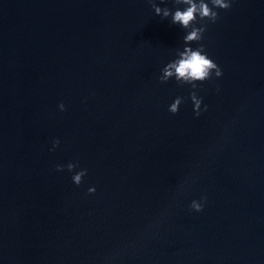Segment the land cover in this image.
<instances>
[{
    "label": "water",
    "instance_id": "1",
    "mask_svg": "<svg viewBox=\"0 0 264 264\" xmlns=\"http://www.w3.org/2000/svg\"><path fill=\"white\" fill-rule=\"evenodd\" d=\"M217 11L196 116L149 0H0V264H264V0Z\"/></svg>",
    "mask_w": 264,
    "mask_h": 264
},
{
    "label": "clouds",
    "instance_id": "2",
    "mask_svg": "<svg viewBox=\"0 0 264 264\" xmlns=\"http://www.w3.org/2000/svg\"><path fill=\"white\" fill-rule=\"evenodd\" d=\"M149 3L156 16L162 17L163 19L171 17V23L179 25L186 32L183 38L185 47L182 51L178 50L176 52L177 58L169 62L162 69L159 82L161 84H166L169 80L174 78L177 84L181 86L191 85L193 91L190 93V99L194 105L195 115L199 116L201 115L202 98L198 97L196 92L198 83H203L211 79L213 73L216 78H220L223 74L218 65L209 58L204 46L200 44V42L207 30L208 23L214 24L219 19V12L217 9L220 11H227L231 7V0H173L174 5L177 6L175 11H172L168 7H158L153 0H149ZM160 3H166V0H160ZM181 5L184 7H179ZM197 24L200 26L197 27ZM193 43L200 46L194 49L189 46ZM183 100V97H177L169 106L168 111L173 115L177 114ZM59 107L61 111L65 110L63 104ZM204 110H207L206 106ZM58 146L59 140L54 141L52 150L54 151ZM66 167L69 172H73V170L78 167V163H69ZM56 171H64V166L58 165ZM85 175H87L86 169L76 172L72 177L73 182L79 186ZM94 192V188L89 189V194ZM206 199V197L201 198L203 202H206ZM190 209L201 212L203 211V203L193 200Z\"/></svg>",
    "mask_w": 264,
    "mask_h": 264
}]
</instances>
